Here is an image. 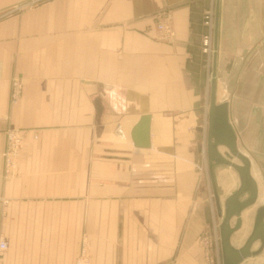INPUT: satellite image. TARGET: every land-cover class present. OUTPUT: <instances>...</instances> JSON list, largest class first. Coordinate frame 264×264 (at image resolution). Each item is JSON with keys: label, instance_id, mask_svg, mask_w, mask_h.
Segmentation results:
<instances>
[{"label": "crops", "instance_id": "1", "mask_svg": "<svg viewBox=\"0 0 264 264\" xmlns=\"http://www.w3.org/2000/svg\"><path fill=\"white\" fill-rule=\"evenodd\" d=\"M23 1L0 0V264H221L219 228L239 178L213 166V213L204 109L212 56L201 53L208 0H51L1 16ZM163 14L168 39L156 29ZM251 56L264 58V0H218L215 103H227L236 135L231 120L241 121L264 167V131L251 127L264 112V61ZM142 114L151 116L149 149L130 139ZM10 128L23 143L4 177ZM241 154L257 197L240 214L235 248L264 206L255 164ZM243 263L264 264V245Z\"/></svg>", "mask_w": 264, "mask_h": 264}, {"label": "water", "instance_id": "2", "mask_svg": "<svg viewBox=\"0 0 264 264\" xmlns=\"http://www.w3.org/2000/svg\"><path fill=\"white\" fill-rule=\"evenodd\" d=\"M217 16L218 0L215 1L213 32L214 52L212 54V65L208 88L205 155L209 181L218 212L219 204L215 192L213 166L217 164L227 165L235 170L239 178L238 189L226 200L225 212L219 228L221 264H239L244 259L257 255L262 250L264 245V206H260L256 209L252 228L248 237L241 247L235 248L231 244V236L241 228V212L255 203L257 188L250 173L249 160L237 149L236 134L228 121V105L225 102L215 103ZM150 119L151 116L149 114H142L131 128L130 139L135 148H150ZM219 147L225 148L228 153L222 155L218 151ZM231 157L239 160L240 165H235L230 160ZM245 193H247V198L239 201V198ZM232 218H235V222L233 226H230V220ZM256 241H259V247L257 250L251 251V246Z\"/></svg>", "mask_w": 264, "mask_h": 264}, {"label": "built area", "instance_id": "3", "mask_svg": "<svg viewBox=\"0 0 264 264\" xmlns=\"http://www.w3.org/2000/svg\"><path fill=\"white\" fill-rule=\"evenodd\" d=\"M51 0H24L23 2L12 6L2 12L1 16L29 9L41 5ZM214 0H208V7L203 13V26L205 32L201 38V53L205 56L207 63L210 62L213 49V32H214ZM156 29L160 32L159 39H168L173 36L171 26L166 15L156 17ZM20 84L18 80L11 81L10 101L14 103L17 100ZM5 147L1 152L3 176L7 177L16 170L20 149L23 143L22 131L14 128L7 129L4 133ZM6 249V242L0 239V253ZM82 257V256H81ZM82 258H79L77 264H82Z\"/></svg>", "mask_w": 264, "mask_h": 264}, {"label": "rangeland", "instance_id": "4", "mask_svg": "<svg viewBox=\"0 0 264 264\" xmlns=\"http://www.w3.org/2000/svg\"><path fill=\"white\" fill-rule=\"evenodd\" d=\"M251 61H257V62H262V61H264V58L263 57H260V56H257V59H255L256 57H252L251 56ZM210 68V67H209ZM263 74H264V71H259V78H261L262 77V81H260L259 80V84L260 85H264V78H263ZM207 79H209V77L207 78ZM209 81H207V83H208ZM209 84V83H208ZM208 86H207V88H206V93H205V95H204V99L206 100L205 102H204V109L207 107L208 108ZM264 91V90H263ZM262 98H264V94L262 95ZM261 108H263L262 110H264V103L262 104V107ZM231 123L232 124H235L234 126L236 127L235 128V131H236V133H237V141H236V143H237V149L239 150V152H241V153H244V154H246L248 157H250L251 159H252V161H253V163L255 164L254 165V170H255V172H257V173H255V177H256V179H257V181L258 180H260V182H261V185H264V167H262V166H260L259 164H258V162H257V160L255 159V157L253 156V154L255 153H253V150L252 149H250V148H248V146H246L244 143H243V138H242V133H241V126H240V123H241V121H240V123H239V119L238 120H236V119H232L231 120ZM260 125V127H262V131H264V112H263V114L261 115V117H260V119L258 120V122H257V120L255 121V122H253V124H251V127H252V130H254V128L255 127H258ZM252 139H253V137H252V135H250V145H252L253 144V142H252ZM263 151H264V149H263V146L261 145V149L259 150V152L260 153H263ZM222 153H228L227 152V150L226 149H223V151H222ZM230 160L234 163V164H239L240 165V162H239V160H237L236 158H234V157H231L230 158ZM262 181H263V183H262ZM210 185V184H209ZM261 187V186H260ZM210 196H211V209H212V212L213 213H215V201H214V196H213V191H212V188H211V186H210ZM242 197H244V195H242ZM262 203H264V201H262L261 203H257V205H260V204H262ZM253 208L252 209H250V211H249V217H252V214H253ZM234 245H239V242L237 241V242H235L234 243ZM244 264V263H243Z\"/></svg>", "mask_w": 264, "mask_h": 264}]
</instances>
